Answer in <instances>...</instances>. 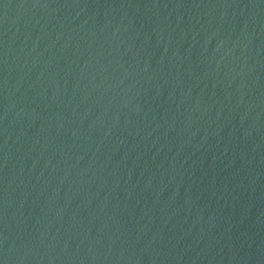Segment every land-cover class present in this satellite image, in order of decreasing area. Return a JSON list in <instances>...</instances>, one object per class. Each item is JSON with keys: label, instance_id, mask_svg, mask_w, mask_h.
<instances>
[{"label": "water", "instance_id": "obj_1", "mask_svg": "<svg viewBox=\"0 0 264 264\" xmlns=\"http://www.w3.org/2000/svg\"><path fill=\"white\" fill-rule=\"evenodd\" d=\"M0 264H264V0H0Z\"/></svg>", "mask_w": 264, "mask_h": 264}]
</instances>
